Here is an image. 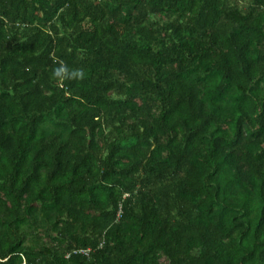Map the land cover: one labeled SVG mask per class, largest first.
<instances>
[{"label": "trees", "instance_id": "1", "mask_svg": "<svg viewBox=\"0 0 264 264\" xmlns=\"http://www.w3.org/2000/svg\"><path fill=\"white\" fill-rule=\"evenodd\" d=\"M25 260L264 264V0H0V264Z\"/></svg>", "mask_w": 264, "mask_h": 264}, {"label": "clouds", "instance_id": "2", "mask_svg": "<svg viewBox=\"0 0 264 264\" xmlns=\"http://www.w3.org/2000/svg\"><path fill=\"white\" fill-rule=\"evenodd\" d=\"M58 66L53 69L52 78L57 83L62 84L66 80H83L85 78V72L81 68L69 69L67 63L63 61H55Z\"/></svg>", "mask_w": 264, "mask_h": 264}, {"label": "built area", "instance_id": "3", "mask_svg": "<svg viewBox=\"0 0 264 264\" xmlns=\"http://www.w3.org/2000/svg\"><path fill=\"white\" fill-rule=\"evenodd\" d=\"M23 264H31V263H28V262L25 260V262H24Z\"/></svg>", "mask_w": 264, "mask_h": 264}]
</instances>
